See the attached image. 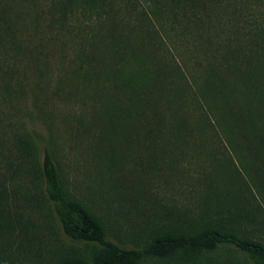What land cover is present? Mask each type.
<instances>
[{"label": "trees", "instance_id": "16d2710c", "mask_svg": "<svg viewBox=\"0 0 264 264\" xmlns=\"http://www.w3.org/2000/svg\"><path fill=\"white\" fill-rule=\"evenodd\" d=\"M74 23L65 79L93 103L79 127L109 161L137 154L129 200L157 210L149 180L198 164L202 206L142 215L128 246L19 127L0 134V264H264V0H0V71L22 57L40 72L44 38L72 40ZM42 212L69 245L42 243L29 223Z\"/></svg>", "mask_w": 264, "mask_h": 264}, {"label": "rangeland", "instance_id": "374dc122", "mask_svg": "<svg viewBox=\"0 0 264 264\" xmlns=\"http://www.w3.org/2000/svg\"><path fill=\"white\" fill-rule=\"evenodd\" d=\"M82 27V24L74 23L72 40L66 38V33L64 36H57V41L51 43L48 37L44 38L46 45L42 51L48 54V58L44 67L38 69L40 72L32 70L33 66L22 57L15 67L8 62L3 66L4 73L0 71V134L9 135L10 130L23 127L36 140L41 152L39 156L42 155L43 148H48L63 172L71 195L101 218L107 225L109 234L131 246L139 240L138 226L142 215H147L154 221L168 208L189 210L188 215L197 213L203 201L197 171L200 168L198 164L197 167L196 164L186 166L191 174L185 180L175 176V181V177H164L165 174H162L163 178L149 180V187L153 191L150 195L151 202L158 211L139 208V205L136 206L129 200L131 192L128 189L139 185L137 154L128 152L116 157L114 161L105 159L100 154L99 147L95 146L97 130L79 127V119L83 117L87 119V123L91 122L87 114L92 112L93 103L87 100L85 103L80 102L69 91L73 88L66 83L65 72L74 58L78 41L74 31ZM26 35L32 38L33 32L27 29ZM39 36L41 35L37 34L35 37ZM12 70V77L5 74H11ZM6 86L9 88L8 92L4 90ZM74 88L78 93V86ZM9 151L14 152L11 149ZM15 174V182L19 183L22 178L17 172ZM20 191L25 193L23 187ZM132 198L136 200L137 197L132 195ZM139 204L146 203L140 200ZM29 223L46 247L69 245V240L63 236L56 222L45 216L44 212L30 215Z\"/></svg>", "mask_w": 264, "mask_h": 264}]
</instances>
